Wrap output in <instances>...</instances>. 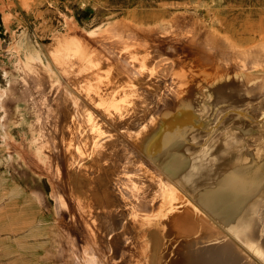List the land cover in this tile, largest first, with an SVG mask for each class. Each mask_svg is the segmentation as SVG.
I'll list each match as a JSON object with an SVG mask.
<instances>
[{"label": "rangeland", "instance_id": "rangeland-1", "mask_svg": "<svg viewBox=\"0 0 264 264\" xmlns=\"http://www.w3.org/2000/svg\"><path fill=\"white\" fill-rule=\"evenodd\" d=\"M153 100L172 104L128 137L137 170L183 196L197 256L226 240L239 264H264V0H0V264H66L75 244L149 264L152 224L129 182L101 183L133 169L115 137ZM183 239L169 263L187 264Z\"/></svg>", "mask_w": 264, "mask_h": 264}, {"label": "bare ground", "instance_id": "bare-ground-1", "mask_svg": "<svg viewBox=\"0 0 264 264\" xmlns=\"http://www.w3.org/2000/svg\"><path fill=\"white\" fill-rule=\"evenodd\" d=\"M216 43V42H215ZM209 46V45H208ZM213 46V45H212ZM221 48V47H220ZM164 55V54H163ZM155 56V55H154ZM129 57V56H128ZM135 57V56H133ZM148 57V56H146ZM146 57L144 59H146ZM157 57V56H156ZM162 57V55H161ZM243 57V56H242ZM130 58V57H129ZM136 58V57H135ZM149 58V57H148ZM150 59V58H149ZM154 61V60H153ZM221 61V60H220ZM238 61V60H237ZM129 62V61H128ZM134 62V61H133ZM133 62H131L130 64H133ZM127 64V62H126ZM151 64V63H150ZM233 64V63H232ZM246 64V63H245ZM129 66V65H128ZM132 66V65H131ZM134 66V65H133ZM139 66V65H137ZM153 66V65H152ZM155 66V65H154ZM202 66V65H201ZM232 66V65H231ZM240 66V65H239ZM136 67V66H135ZM217 67V66H216ZM139 68V67H138ZM138 68H137V71H138ZM154 68V67H153ZM153 68L151 67L152 71H153ZM159 68V67H158ZM156 69V68H154ZM135 72V70H134ZM146 72V71H144ZM140 73V72H139ZM154 75V74H153ZM150 76V75H149ZM218 76V75H217ZM147 77V76H146ZM186 77V76H185ZM187 79V78H185ZM160 80V79H159ZM176 80V79H175ZM179 80V79H178ZM184 81V80H183ZM163 82V80H162ZM165 82V81H164ZM169 82V80H168ZM172 82H174V79H172ZM176 82V81H175ZM174 83H172V86L176 85ZM170 83V82H169ZM183 83V82H182ZM180 83V84H182ZM186 83V81H185ZM167 84V83H166ZM174 84V85H173ZM179 84V83H178ZM179 84V85H180ZM184 84V83H183ZM169 85V84H168ZM185 85V84H184ZM184 85L182 87H184ZM170 86H171V83H170ZM169 86V87H170ZM175 88L177 87L174 86ZM174 87H172L171 89H173ZM180 87V86H178ZM168 88V87H167ZM181 88V87H180ZM119 89V88H118ZM170 89V90H171ZM117 91V89H114ZM169 90V92H170ZM178 90V89H177ZM115 91V92H116ZM120 91V90H119ZM163 91V90H162ZM168 91V90H167ZM118 92V91H117ZM168 92V94H169ZM135 93V92H134ZM161 93V92H160ZM162 94V93H161ZM177 94V93H176ZM175 94V96H176ZM113 95V94H112ZM111 95V96H112ZM115 95V94H114ZM153 95V94H152ZM151 96V95H150ZM113 97V96H112ZM136 97V96H134ZM154 97H156L154 95ZM163 97H167L168 98V95L167 96H163ZM170 97V95H169ZM111 98V97H110ZM131 98V97H130ZM151 98V97H150ZM106 99V98H105ZM109 99V98H108ZM113 99V98H111ZM129 99V98H128ZM155 99V98H153ZM165 99V98H163ZM110 100V99H109ZM117 100V99H115ZM114 100V101H115ZM127 100V99H126ZM125 100V101H126ZM158 100V99H157ZM176 100L175 102L176 103H179L180 102V98L178 96V99H174ZM113 101V102H114ZM132 101V100H131ZM147 101V99H146ZM164 101V100H163ZM171 101V100H170ZM112 102V103H113ZM150 102V101H149ZM153 104H155V100L151 101ZM150 102V103H151ZM159 102V100L157 101ZM175 102L173 101V103L175 104ZM116 103V102H115ZM113 103V104H115ZM131 103V102H130ZM148 103V102H147ZM117 104V103H116ZM115 104V105H116ZM152 104V105H153ZM169 104H172L170 102H168L167 100L162 104H160L159 106V103H156L154 105V109L150 110L152 111L151 112V115H147L145 113H142L145 114L143 115L142 117L140 116L139 119H137L136 121V125L133 126V129H130V126L126 127L125 130L126 131H123L124 133L121 134L120 132V136L116 135L115 139H122L124 141V145L121 143L122 146H120L118 149H117V155L119 157V161L122 162V164H126V162L128 161H131V155L133 156L134 154V150H131V140H129L130 136L132 135H141L144 133L143 132H147V130L150 128L152 122H155V118L153 119V114L158 111V110H162L164 106L166 105H169ZM122 105V104H121ZM132 105L135 106V101H134V104H133V101H132ZM151 105V104H150ZM149 105V106H150ZM182 105H183V101H182ZM128 106V105H127ZM98 107V106H96ZM109 107V106H108ZM107 107V108H108ZM124 106H122L123 108ZM121 108V107H119ZM119 108H118V111H119ZM121 108V109H122ZM126 108V107H124ZM130 108V107H129ZM153 108V106H152ZM111 109V108H110ZM115 109V108H114ZM113 109L114 112H116L115 110ZM144 109V108H143ZM150 109V108H149ZM103 110V109H102ZM117 110V109H116ZM123 110V109H122ZM135 109L133 108V111ZM147 110V109H146ZM131 111V109H130ZM129 111V112H130ZM145 111V110H144ZM143 111V112H144ZM108 112H112V111H109ZM120 112V111H119ZM122 112V111H121ZM121 112H120V116H121ZM125 112H126V109H125ZM127 111V113H129ZM135 112V111H134ZM138 112V111H136ZM146 112V111H145ZM157 113V112H156ZM113 114V113H112ZM111 114V115H112ZM116 114V113H115ZM119 113H117L118 115ZM125 113H123L122 116H125L124 115ZM130 114V113H129ZM127 114V115H129ZM132 114V112H131ZM136 114V113H135ZM138 115V114H137ZM155 115V114H154ZM113 116V115H112ZM119 116V115H118ZM119 116V118L121 119V117ZM130 116V115H129ZM132 116H135L134 114ZM148 116V117H147ZM150 116V118H149ZM116 116H114V119H115ZM127 117V116H126ZM113 118V117H112ZM117 118V117H116ZM123 119L119 120V121H122L124 120V117H122ZM127 120V118L125 119ZM133 120V119H132ZM130 118L128 120V122L132 121ZM117 121V120H116ZM118 122V121H117ZM135 122V121H134ZM115 124V123H114ZM134 124V123H133ZM154 124V123H153ZM142 126V127H141ZM132 128V127H131ZM136 128H139V129H136ZM157 128V127H155ZM119 129V128H118ZM152 130V129H151ZM122 131V130H121ZM157 131V130H156ZM115 134H117V132H114ZM152 134V133H151ZM108 135L110 137H113V134L112 133H108ZM150 135V134H149ZM146 136V135H145ZM153 135L150 137V139H152ZM155 137V136H154ZM159 137V136H158ZM132 138V137H131ZM142 138V137H141ZM139 139L142 140V139ZM156 138V137H155ZM95 143L96 141H98L97 138H95ZM114 139V140H115ZM134 139V138H133ZM145 139V138H144ZM154 139V138H153ZM152 139V140H153ZM128 140V141H126ZM133 141V140H132ZM143 141V140H142ZM150 141V140H149ZM122 142V141H121ZM142 143V142H141ZM154 143V142H153ZM97 144V143H96ZM117 144V143H116ZM120 144V143H119ZM135 144V143H134ZM151 144V143H150ZM118 145V144H117ZM148 146V144H147ZM151 146V145H150ZM94 147V146H93ZM115 147V146H114ZM133 147V146H132ZM101 149V148H100ZM149 150V148H147ZM102 150H104V147L102 148ZM106 150V149H105ZM115 150V148L113 149ZM129 151L131 150L129 153H127L126 151ZM107 152V151H106ZM99 153V152H98ZM101 154V152H100ZM99 156V155H98ZM107 157L106 154L104 152H102V155H101V158H105ZM101 158H98L97 162L100 161ZM115 158V157H114ZM134 160V159H133ZM106 161V160H105ZM115 161V160H114ZM135 161V160H134ZM134 161H131V162H134ZM139 161V160H138ZM137 162V160H136ZM101 163V162H100ZM120 163V162H118ZM117 163V164H118ZM135 163V162H134ZM109 164V163H108ZM103 165V164H102ZM111 168H112V165H110ZM118 166V165H117ZM137 164L135 163L134 166H129V169L130 168H133L132 170L129 171L128 174H125L123 173L122 171L119 172L118 174H114V176L111 177L109 176L106 177L104 179V182L101 183L103 188H104V191L105 190H108V188L112 189V190H119L120 187H124L122 186L124 183H128L129 184V188L131 189L128 193L131 194L136 203V207H138L139 209L138 210H143L144 214H146L145 217V220L146 221H149V225L152 224V226L150 227L152 230L150 231V235L152 236V255L150 257V260H149V264H175L174 263V259H173V256H172V261L169 263L167 261V257L169 256L170 253L174 252L176 253V247H175V244L176 242H178L180 239L183 241H185V245L188 246V251H187V254H186V258H187V264H239L241 262V258L239 257V255L233 250V248L228 244V243H225L226 240H220V241H217V243L213 244L212 245H204V249H205V254L201 255V256H197L195 253H194V250H193V244L191 243V241L193 239H196L193 234L196 232V227H193V220H194V216H192L193 214H190L189 212H185L182 216H179V214L177 213L178 212V209H181L182 207V204L184 203L183 199L181 200V197L183 198L182 195H180L176 189V186L173 184V182H170L167 178H160L162 180V185L160 187V185L157 183V182H152L150 178H148V175L147 177L146 176H143V173H141V171L137 170ZM106 167V166H105ZM142 167V166H141ZM95 168V171L98 172L100 170V168L98 167V165H94ZM92 168V169H93ZM109 168V166H108ZM125 169V168H123ZM127 170V169H126ZM124 170V171H126ZM104 171V169H103ZM109 171V169H108ZM116 171V170H115ZM144 171V170H143ZM106 172V171H105ZM111 171H109L110 173ZM114 172V170H113ZM100 173V172H99ZM115 173V172H114ZM155 173V171H154ZM152 174V173H151ZM158 174V173H157ZM97 175V174H96ZM99 176V175H98ZM97 176V179H99ZM104 177V176H103ZM151 177V175H150ZM155 177V176H154ZM158 177V176H156ZM162 177V175H161ZM126 179V180H125ZM103 180V179H102ZM151 181V182H150ZM102 182V181H100ZM160 182V181H159ZM161 183V182H160ZM243 184V183H242ZM159 185V186H158ZM127 188V187H126ZM60 192V191H59ZM62 193V192H61ZM120 193V192H118ZM118 195V194H117ZM128 196V195H127ZM110 197V196H109ZM120 198V197H119ZM130 198V196H129ZM158 198H159V201H161L160 205H159V211H157V213H152V212H156L155 209H156V206H155V202L158 201ZM214 198V197H213ZM118 199V198H117ZM124 200V198H123ZM130 200H132L130 198ZM210 200V198H208V201ZM109 201V200H108ZM116 201V200H115ZM119 202V201H118ZM134 203V202H133ZM111 204V203H110ZM113 205V203H112ZM120 205V204H119ZM132 205V204H131ZM134 206V205H133ZM111 208V206H109ZM114 209V208H112ZM112 209H110V213L109 215L115 217L116 215H118L117 217H120V221L121 223L123 222V219H125L126 215L129 214V212H122V213H117L115 211H113ZM135 210V209H134ZM157 210V209H156ZM113 211V212H112ZM148 212V213H147ZM134 213V212H133ZM149 213H152V214H149ZM131 214V213H130ZM141 216V215H140ZM138 218V217H137ZM201 218V217H200ZM198 219V218H197ZM203 219V218H202ZM138 221V219H137ZM231 221V220H230ZM130 222V221H129ZM128 222V223H129ZM144 223V222H143ZM125 224V223H124ZM120 225V224H119ZM125 226V225H124ZM132 226V225H131ZM116 229L119 230V226H116L115 227ZM114 228V229H115ZM112 229V231L114 230ZM124 229V228H123ZM136 229V228H135ZM199 231V230H198ZM120 232V231H119ZM130 232V231H129ZM133 233V232H132ZM101 234V233H100ZM116 234V233H115ZM193 236V237H192ZM210 236V235H209ZM205 238V236H202L201 238H198L199 241H201V239ZM117 239V237H116ZM118 240V239H117ZM171 241L172 244L170 246V248L165 252L163 251V246L164 245H167L168 246V241ZM169 241V242H170ZM105 242V241H104ZM170 242V243H171ZM102 243V242H101ZM81 245V244H80ZM103 245V244H102ZM112 245V244H111ZM106 246V245H105ZM104 246V247H105ZM119 246V245H118ZM118 246H115L114 245V252L115 254H117L116 256L112 257V261H114V259H116L115 257H118V255H120L122 258V263L121 264H127L128 260L125 256V252H126V248H120ZM123 246V245H122ZM98 247V246H97ZM96 247V248H97ZM109 247V246H108ZM108 247H105L108 249ZM111 247V246H110ZM112 248V247H111ZM112 248V249H113ZM84 250V249H83ZM87 250V249H86ZM85 250V251H86ZM91 250V249H90ZM122 250V251H120ZM200 251L203 252V249H202V246L198 249ZM69 253L67 254V257H66V264H107V262L109 261H106L104 260L105 258H101L100 255L98 254H94V253H86L84 254V252L81 250V247L78 246V244H75L73 246V248L71 250H68ZM95 251V250H94ZM93 251V252H94ZM92 252V251H91ZM97 253H99L98 251H96ZM108 252V250H107ZM106 252V253H107ZM161 252H164L163 255L161 256ZM173 253V254H174ZM62 255V254H61ZM109 255V254H108ZM171 255V254H170ZM109 257V256H108ZM171 257V256H170ZM169 258V257H168ZM109 259V258H108ZM135 260V259H134ZM116 261V260H115ZM170 261V260H169ZM109 262V263H111ZM121 262V261H119ZM130 262V261H129ZM117 263V262H115ZM243 263V262H242ZM60 264V263H59Z\"/></svg>", "mask_w": 264, "mask_h": 264}]
</instances>
